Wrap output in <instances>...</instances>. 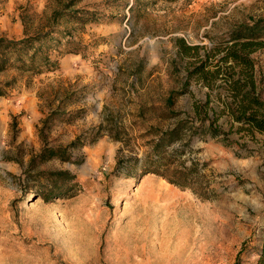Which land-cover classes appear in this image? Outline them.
Wrapping results in <instances>:
<instances>
[{
  "label": "rangeland",
  "instance_id": "1",
  "mask_svg": "<svg viewBox=\"0 0 264 264\" xmlns=\"http://www.w3.org/2000/svg\"><path fill=\"white\" fill-rule=\"evenodd\" d=\"M71 1L0 0V38L82 44L0 71V264H259L264 136L226 115L198 133L195 107L228 100L226 46L264 0H75L84 23L59 15ZM250 57L264 100V46Z\"/></svg>",
  "mask_w": 264,
  "mask_h": 264
},
{
  "label": "trees",
  "instance_id": "2",
  "mask_svg": "<svg viewBox=\"0 0 264 264\" xmlns=\"http://www.w3.org/2000/svg\"><path fill=\"white\" fill-rule=\"evenodd\" d=\"M72 0L68 4L67 12L59 15L68 18L69 21L84 23L89 20L87 16L90 12L84 9H73L76 2ZM91 20V19H90ZM54 30L44 35L28 36L21 39L0 38V71L11 68H18L23 71L42 72L46 69L54 68L56 61L49 55L50 50H60L63 45L64 53L82 51V44L71 37H67L66 32L55 30L59 34H53ZM264 18L254 20L252 24H243L235 28L231 33V45L226 46L227 57H232L236 63L230 66L226 73V81L229 83L228 100L222 101L221 106H216L210 96L196 105V114L199 116L201 124L196 127L198 133L210 132L214 137L221 134L219 117L226 115L232 125L238 122V130L249 135L260 133L264 136V100L261 97V88H258V78L255 73V62L250 54L256 49L264 46ZM65 39V44H62ZM186 48V44H183ZM192 47H188L191 49ZM226 61V60H225ZM209 59L196 67L194 74H199L209 84L210 79H215L221 72L219 64L216 70H209L207 66ZM239 66V70L236 67ZM208 119L209 123L205 120ZM187 127L185 121H180L177 126L170 131L160 134L154 148L157 154L163 153L162 145L166 139L175 141L181 139V132ZM67 156L52 152L49 157ZM259 264H264V241L259 259Z\"/></svg>",
  "mask_w": 264,
  "mask_h": 264
}]
</instances>
